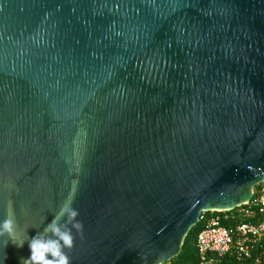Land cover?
I'll return each instance as SVG.
<instances>
[{
  "label": "water",
  "instance_id": "1",
  "mask_svg": "<svg viewBox=\"0 0 264 264\" xmlns=\"http://www.w3.org/2000/svg\"><path fill=\"white\" fill-rule=\"evenodd\" d=\"M264 181V0H0V264L72 198L71 264H165Z\"/></svg>",
  "mask_w": 264,
  "mask_h": 264
},
{
  "label": "built area",
  "instance_id": "2",
  "mask_svg": "<svg viewBox=\"0 0 264 264\" xmlns=\"http://www.w3.org/2000/svg\"><path fill=\"white\" fill-rule=\"evenodd\" d=\"M206 213V212H205ZM197 238L198 264H221L230 256L241 262L264 263V181L249 203L203 216Z\"/></svg>",
  "mask_w": 264,
  "mask_h": 264
},
{
  "label": "clouds",
  "instance_id": "3",
  "mask_svg": "<svg viewBox=\"0 0 264 264\" xmlns=\"http://www.w3.org/2000/svg\"><path fill=\"white\" fill-rule=\"evenodd\" d=\"M79 211L72 206V198H68L53 219L42 231L30 240L29 249L31 255L23 260V264H71L68 252L74 247L76 233L82 234L83 224L77 218ZM16 231V219L13 212L0 220V238L4 239V246H7L8 239H11L18 247L23 246V242H16L14 239Z\"/></svg>",
  "mask_w": 264,
  "mask_h": 264
},
{
  "label": "trees",
  "instance_id": "4",
  "mask_svg": "<svg viewBox=\"0 0 264 264\" xmlns=\"http://www.w3.org/2000/svg\"><path fill=\"white\" fill-rule=\"evenodd\" d=\"M203 216H211V212H206ZM204 227L205 222H199L187 235L181 253L165 264H198L199 256L197 249V238ZM221 264H251V262H241L236 258L226 256L223 258Z\"/></svg>",
  "mask_w": 264,
  "mask_h": 264
}]
</instances>
